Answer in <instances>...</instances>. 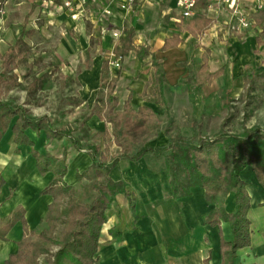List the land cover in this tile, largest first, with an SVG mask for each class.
<instances>
[{"label":"crops","instance_id":"1","mask_svg":"<svg viewBox=\"0 0 264 264\" xmlns=\"http://www.w3.org/2000/svg\"><path fill=\"white\" fill-rule=\"evenodd\" d=\"M160 1L168 5L161 9ZM203 1L206 2L204 12L215 21L204 35H208L210 31L209 40L213 42L217 38L216 27L218 26L215 18L224 14L223 11L226 10L211 12L208 10V2ZM57 2L60 3L61 0H57ZM93 2L96 5L101 4L100 0H86V6L87 3L94 4ZM199 5L200 3L197 11ZM42 6H45L43 0H10L4 4V12H0L1 54H4L15 43L16 37L22 32L24 22H26L25 30L34 32L33 35L24 36L25 49L28 54L32 53L34 55L37 53L36 48L41 39L43 41L49 40L51 35L49 28L53 27L55 23L58 24L64 20L69 24L71 23V27L77 25L80 31L85 30L83 25L72 21L66 14L55 15V13H52V7H46L47 10H43V13H41ZM86 10L88 9L86 8ZM227 11L230 15V11ZM164 18L168 23L167 25L162 24ZM252 18L254 24H257L264 31V11H253ZM106 20L110 23V26L115 25L119 28L113 31L103 28L99 33L100 38L97 49H91V43L89 42L87 51L92 53L93 59L97 55H108L114 49L119 40L114 37V33L121 35L122 29L126 25L132 26L136 30L135 44L138 46L148 45L152 53L151 56L140 61L137 58L136 51H130L124 57L122 67L117 69V73L112 74L110 72L112 76L119 74L115 90V95L119 98L118 110H123L124 103L130 95L135 109L143 105H149L156 110L159 105L147 102L141 96L146 83L153 76L152 56L163 60L165 71L163 96L165 99L166 88L174 83V79L178 80L180 78L179 75L177 79L169 76V68L171 69L172 66L169 63L174 64V60L173 62L169 61L171 56L168 53L178 49L184 43L185 32L189 37L194 38L189 31L181 30L178 27L182 21L188 19H181L173 0H138L134 9L127 11L121 10L115 5L114 15ZM91 21L93 23L98 21L95 15H92ZM144 29L146 34L141 37V30ZM147 32L150 33V36L147 35ZM174 33L180 34L183 41L177 47L162 51L161 48L165 39ZM90 35L95 36L94 33ZM62 36H66L64 31ZM242 39L243 41L247 40L242 44V52L245 54L244 59L250 60L253 55L249 56L248 52L254 37L246 32ZM62 43H64V40H62ZM207 45L206 47H208ZM104 59H107V57L101 58L92 70H90L91 65H89L82 72L81 77H77L83 86L82 98L95 99L91 102L94 107L101 92V72ZM26 61H28L31 69L35 67L28 58ZM78 62L74 59L71 66L75 68ZM221 67L225 66L219 65L216 58H214L211 65H209V70L214 73ZM149 71H152V74ZM15 72L17 73L18 69ZM63 73L66 80L69 82L73 80L72 71ZM21 74H19V81L21 82V78H24V81L21 82L24 85L31 84L35 78L43 79L45 85L51 80L50 76H47L48 73L22 72ZM29 75L33 77L30 79ZM225 75H227V67H225L224 73L216 78L210 86L213 87L220 79L225 78ZM216 88L221 90L226 87H221V84H219ZM66 89L64 88V90ZM23 90L26 91L29 97V101L24 102V105L29 109L32 116L47 115L54 121L58 129L67 130L63 128L64 126H59L62 114L59 115L48 110L37 113L43 107L32 103L30 98L41 93L44 88L33 93L28 92L26 89ZM93 91H96V93H93ZM148 93L151 94V91ZM135 99L142 101L137 107L134 105ZM36 108L37 110H35ZM87 125L92 131H104L106 128L111 130V125L102 121L95 112L88 120ZM28 135L35 142V148L41 153L50 152L57 157H61L64 149L67 150L68 172L65 176V182L68 185L78 187L80 184L88 182L85 178L82 181L79 180V174L88 170L92 164V159L86 150L78 151L69 137H64L61 140H49L44 131L36 132L31 129L28 130ZM113 146L118 147L113 144L112 150ZM15 148L13 133L9 130L0 142V165L10 164L4 171H0L6 178V185L1 194L0 218L8 217L17 207L22 206L26 210L25 218L28 230L37 234L45 228L44 220L48 206L53 200L51 195L41 193L51 181L52 175L50 173L46 175L39 173L36 160L30 154V147H22L20 153H16ZM12 154L20 158L17 165L14 162L11 163V159H15ZM161 160L163 163H161ZM11 164H13L12 168L14 169L7 170ZM241 175L248 183L247 188L251 198L248 217L251 221L252 235L250 246L239 249L232 264H264V187L257 180L252 168H246ZM111 177L116 181L124 180L127 182V194H118L107 212L108 220L103 225L100 236V264H223L221 254L222 238L228 242L233 240L230 223L222 221L220 225L215 226L205 224L204 216L213 211L217 205L208 203L206 191L200 187L192 190L193 195L191 197H175L163 157L153 158L146 155L138 161L123 159L112 169ZM224 206L226 211H234V193L226 196ZM24 234V224L18 222L8 233L6 239L0 238V264H5L8 257L18 251V242Z\"/></svg>","mask_w":264,"mask_h":264},{"label":"trees","instance_id":"2","mask_svg":"<svg viewBox=\"0 0 264 264\" xmlns=\"http://www.w3.org/2000/svg\"><path fill=\"white\" fill-rule=\"evenodd\" d=\"M182 22L178 27L197 38L215 21L204 11L198 10L187 20L184 28ZM25 27L26 22L23 23L22 32L16 37L15 43L4 54L0 53V142L11 130L16 153H20L22 147L31 148L30 154L36 160L39 173L52 175L51 181L41 193L51 195L53 200L48 206L44 220L46 227L37 234L28 230L26 210L22 206L17 207L8 217L0 218L1 239H6L18 222H22L25 227V234L18 242V251L11 254L5 264H100V236L103 225L108 220L107 212L118 194H127V182L114 180L111 171L123 159L138 161L146 155L164 158L175 197H191L192 190L196 187L206 191L208 203L216 204L217 207L204 216L205 224L215 226L225 221L231 225L233 240L228 242L222 238L221 254L223 264H232L237 251L251 244L252 230L248 217L251 198L248 183L241 173L246 168H252L257 180L264 187V134H222L215 139L201 137L198 141L171 137L166 145L144 144L137 147V135L161 129L159 114L149 105L135 109L131 95L125 101L123 110H118L119 98L115 95V90L119 74L111 75L108 58L102 63L101 92L94 111L102 121L111 125V130L106 128L104 131H92L87 122L82 124L83 133L80 136L75 135L72 130L58 129L49 116L34 117L26 105L13 104L2 98L5 92L19 86L30 93L45 86L41 78H35L31 84L23 85L19 81V74L15 72L20 69L21 62L28 58L24 36L34 34L33 31H26ZM135 36L134 27L126 25L122 29L118 44L112 50L121 63L130 51H136L140 61L152 55L148 45L135 44ZM182 41L181 35L174 33L165 39L161 50L177 47ZM210 52L209 48H205L198 73L199 88L210 85L225 70V67H221L214 73L210 72L207 58ZM152 66L153 76L146 83L141 96L147 102L164 107L163 60L152 56ZM247 76L253 79L255 73ZM221 91L228 97L226 88ZM29 129L44 131L49 140L69 137L78 151L86 150L92 164L88 170L79 174V180L85 178L88 183L78 187L68 185L65 182L68 172L67 150L64 149L61 157L50 152H39L35 148V142L28 135ZM86 138L88 143H84ZM113 144L118 146L116 153L112 152ZM5 185L6 178L0 172V207ZM88 188L95 196L91 201L82 203L76 193ZM230 193L235 194L233 212L226 211L224 206L225 198ZM54 246L56 251H52Z\"/></svg>","mask_w":264,"mask_h":264},{"label":"rangeland","instance_id":"3","mask_svg":"<svg viewBox=\"0 0 264 264\" xmlns=\"http://www.w3.org/2000/svg\"><path fill=\"white\" fill-rule=\"evenodd\" d=\"M160 2L161 9L168 5L163 1ZM199 3V10L205 11V2L200 0ZM46 7L48 6H42L40 12L43 13V10H47ZM86 8L88 10L85 11L80 20L75 21L85 27L84 31H80L77 25L71 27V23L69 24L64 20L61 23L53 24V27L49 28V32H51L49 40L43 41L41 39L36 48L37 53L35 55L28 54V60L35 67L31 69L28 61H22L17 72L20 75L22 72L48 73L47 76L51 78L50 82L45 85L41 93L34 97L31 96L30 99L35 105H42L43 108L39 109L37 113L48 110L52 113L62 114L59 126H64L63 128L72 130L75 135L79 136L83 133L82 124L88 122L94 115L95 111L92 109L94 105L92 104V106L91 102L95 99L82 98L83 86L78 78L89 65H91L90 70H92L101 58L110 56L109 54H101L93 59L92 53L87 51L88 44L91 43V49H97L99 33L103 28L112 31L119 28L112 24L113 27L110 26L107 20H98L96 23L91 21L92 15L96 16L100 5L87 3ZM52 9L51 12L55 15H64L55 7ZM226 11H223L224 14L219 12L221 15L215 18L218 23L215 41L209 40L210 31L208 35L203 34L197 38L189 37L185 32L184 43L178 49L168 53L171 56L169 61L173 62L174 60V64L169 63L170 66L172 65L171 69L169 68V76L177 79L179 75L180 78L174 79V83L166 88L165 106L156 107L161 129L157 132L137 135V147L144 144L166 145L171 137H183L198 141L201 137L215 139L222 134L235 135L245 132L264 134V31L257 24H252L250 30H234L232 24L235 25V20L231 21L230 15ZM186 22L185 20L182 22L183 28L186 26ZM162 24H168L165 18L162 19ZM63 31L66 36H62ZM246 32L254 37L248 52L249 56L253 55L250 60L244 59L245 54L242 52V44L247 42V40L243 41L242 36ZM92 33L95 36L90 35ZM145 34V29L141 30V37ZM147 35L150 36V33L147 32ZM62 40L65 44L62 43ZM209 47L212 51L207 55L208 65H211V61L216 58L219 65L227 67V75L213 87L205 85L199 88L197 86L199 67L203 62L205 48ZM249 56L247 57L250 58ZM74 59L79 61L75 68L71 66ZM60 67H63V71ZM117 69L116 66L110 65L109 71L116 74ZM68 71H72L73 80L71 82L66 80L63 73ZM149 72L152 74V71ZM250 73H255L253 79L248 78L247 75ZM32 77L29 75L30 79ZM23 81L24 78H21V82ZM219 84L221 87H226L228 97L219 88H216ZM64 88L67 89L64 90ZM2 98L18 105L29 101L28 94L21 86L5 92ZM140 103H142L141 100H134L135 107ZM84 143H88L87 138ZM118 150V147L113 146L112 152L116 153ZM12 156L15 159H11L12 162H10L17 165L20 158L13 154ZM147 156L156 157L154 155ZM161 163H163L162 160ZM8 165L10 164L0 165V171H4ZM9 167L7 170L14 169L12 168L13 164ZM10 179L12 178L10 177ZM87 183L85 182V184ZM94 196L95 193L90 188L82 189L76 193V197L82 203L91 201ZM56 249V246L52 247V251H56Z\"/></svg>","mask_w":264,"mask_h":264},{"label":"built area","instance_id":"4","mask_svg":"<svg viewBox=\"0 0 264 264\" xmlns=\"http://www.w3.org/2000/svg\"><path fill=\"white\" fill-rule=\"evenodd\" d=\"M10 0H0V12H4V4ZM22 1V0H15ZM100 8L96 13V19L103 21L114 15L115 5L121 10L134 9L138 0H100ZM175 7L179 11L181 19H189L197 12V7L200 0H173ZM208 2V10L213 12L216 10H229L230 20H235V25L232 24L234 30L249 29L254 24L252 12L264 11V0H206ZM43 4L48 7H55L57 11L66 14L70 19L77 21L86 11V0H43ZM119 33H114V37L119 38ZM110 65L121 67L120 59L115 57L111 51L109 53Z\"/></svg>","mask_w":264,"mask_h":264}]
</instances>
